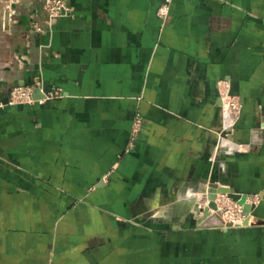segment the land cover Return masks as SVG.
Returning a JSON list of instances; mask_svg holds the SVG:
<instances>
[{
    "label": "crops",
    "instance_id": "obj_1",
    "mask_svg": "<svg viewBox=\"0 0 264 264\" xmlns=\"http://www.w3.org/2000/svg\"><path fill=\"white\" fill-rule=\"evenodd\" d=\"M47 1L0 0V101L57 92L0 108V264H264V0ZM211 182L248 226L180 212Z\"/></svg>",
    "mask_w": 264,
    "mask_h": 264
},
{
    "label": "built area",
    "instance_id": "obj_2",
    "mask_svg": "<svg viewBox=\"0 0 264 264\" xmlns=\"http://www.w3.org/2000/svg\"><path fill=\"white\" fill-rule=\"evenodd\" d=\"M20 2V0H15V4L17 5ZM172 0H165L158 10V15L162 19H165L169 12H170V6H171ZM8 5V4H6ZM8 9L9 14V20L12 17L13 13L15 12V8L13 6L5 7V9ZM45 9L47 12V21L49 23V26H51L56 20L60 18L69 17L71 13L70 7L65 3L63 0H49L45 4ZM8 23V22H7ZM0 24L2 26H5L6 23H3L0 21ZM220 91H221V100L226 107V110H228L229 114L232 116V119L238 118L240 111H241V104L239 101V98L236 95H233L230 90V84L228 81H222L219 83ZM37 89H42V82L40 80H37L34 84H28V85H21L14 87L10 94L7 102L0 101V108H3L7 105H31L35 104L37 102H44L48 98H51L55 95H57V92H50V93H43L44 97L37 99L35 97V91ZM143 127V118L141 115L136 116L132 133H131V141H130V150L134 147L135 142L138 140L140 132ZM129 150V151H130ZM219 195L217 199L218 204V210L216 213H219L222 210L221 203L225 201V197ZM249 203H252L249 200ZM253 204V203H252ZM237 207V213L233 214L231 216H227L223 220L225 224L232 223L234 225H242L245 221L247 215L243 211V206L240 204H235Z\"/></svg>",
    "mask_w": 264,
    "mask_h": 264
},
{
    "label": "water",
    "instance_id": "obj_3",
    "mask_svg": "<svg viewBox=\"0 0 264 264\" xmlns=\"http://www.w3.org/2000/svg\"><path fill=\"white\" fill-rule=\"evenodd\" d=\"M35 97L37 99L43 98L44 94L40 91V89H37L35 91ZM220 194H227L230 198L234 199L235 201L239 202L243 206V211L247 215L245 221L243 222V226H248L251 221L252 214L254 210L256 209V205L249 203L247 201V195L240 192H235L231 187L227 185H220L214 182H211L208 184L207 191L204 192V197L208 201L207 206L200 209L202 214V220H205L210 216V212L212 210L217 211L218 210V204L217 199ZM262 223V222H261ZM235 227L232 224H227L224 229H229Z\"/></svg>",
    "mask_w": 264,
    "mask_h": 264
},
{
    "label": "rangeland",
    "instance_id": "obj_4",
    "mask_svg": "<svg viewBox=\"0 0 264 264\" xmlns=\"http://www.w3.org/2000/svg\"><path fill=\"white\" fill-rule=\"evenodd\" d=\"M4 5L5 4H3L2 6H1V9H3L4 8ZM132 133V132H131ZM130 143H129V146H128V151L130 150ZM221 185V184H220ZM206 189H208V185H206V186H202L198 191L196 190V191H194V192H196V193H191V194H193V196L194 197H196V198H202L201 199V201H202V205H204V203L206 204L207 202V200L205 199V197H204V192L205 191H207ZM235 191V190H234ZM235 192H238V191H235ZM240 193H243V192H240ZM244 194H246V193H244ZM220 195H222V196H224L223 198L225 199V201L224 202H222L221 203V207H222V210L219 212V213H217V215H218V217H219V222H217V223H207L206 221H207V219L208 218H206L205 220H204V222L205 223H207V224H211V225H213V226H216V227H220V228H222V229H224L223 227H225L227 224H225L224 222H223V220L225 219V218H227V216H231L232 214L231 213H233V214H236L237 213V207H236V205L235 204H240L239 202H237V201H235L234 199H232V198H230L227 194H220ZM247 195V201L249 202V200L253 203V204H255V205H257V203L259 202V200H260V197H259V195L258 194H246ZM201 205V206H202ZM241 205V204H240ZM196 213V212H195ZM196 214H200V215H202L203 213L200 211V212H197ZM252 218V217H251ZM228 224H232V223H228ZM232 225H234V224H232ZM234 226H238V225H234Z\"/></svg>",
    "mask_w": 264,
    "mask_h": 264
},
{
    "label": "bare ground",
    "instance_id": "obj_5",
    "mask_svg": "<svg viewBox=\"0 0 264 264\" xmlns=\"http://www.w3.org/2000/svg\"><path fill=\"white\" fill-rule=\"evenodd\" d=\"M229 123V122H228ZM207 190V189H206ZM202 199V198H201ZM201 199L200 198H196V197H194V196H190V199L188 200L189 201V203H186V205H185V208H181L180 207V212L181 213H183V214H185V213H187V211H188V209L190 208V207H192L191 209H192V211L194 210V212H200V209L202 210V208H204L205 206H207V204H208V201H206L207 203L205 204L204 203V205H202V201H201ZM202 205V206H201ZM172 214V213H171ZM169 217V216H168ZM207 223H217V222H219V217H218V215H217V213H216V211H214V210H212L211 212H210V216L208 217V219H207V221H206Z\"/></svg>",
    "mask_w": 264,
    "mask_h": 264
}]
</instances>
